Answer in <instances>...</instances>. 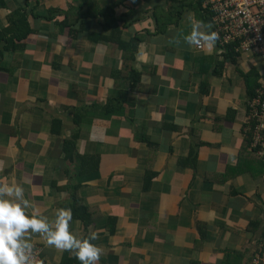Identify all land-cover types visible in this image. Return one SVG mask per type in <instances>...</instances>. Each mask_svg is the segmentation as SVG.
I'll use <instances>...</instances> for the list:
<instances>
[{
    "label": "crops",
    "instance_id": "1",
    "mask_svg": "<svg viewBox=\"0 0 264 264\" xmlns=\"http://www.w3.org/2000/svg\"><path fill=\"white\" fill-rule=\"evenodd\" d=\"M180 1L0 0V184L49 222L77 191L90 217L71 210L69 231L96 233V264H264V159L244 132L245 76L260 82L264 63L189 46L196 21L211 27ZM136 37L133 84L117 41ZM25 239L73 264L43 234Z\"/></svg>",
    "mask_w": 264,
    "mask_h": 264
},
{
    "label": "clouds",
    "instance_id": "2",
    "mask_svg": "<svg viewBox=\"0 0 264 264\" xmlns=\"http://www.w3.org/2000/svg\"><path fill=\"white\" fill-rule=\"evenodd\" d=\"M202 24L196 21L190 33L183 37L189 46L212 49L215 32L200 31ZM210 28V25H203ZM23 188L16 184H0V264H32L33 246L25 239L26 234H43L48 245L74 254L80 264H96L101 249L90 243L97 238L92 233L76 238L69 231L71 209H58L53 221L26 214L29 201L23 198Z\"/></svg>",
    "mask_w": 264,
    "mask_h": 264
},
{
    "label": "built area",
    "instance_id": "3",
    "mask_svg": "<svg viewBox=\"0 0 264 264\" xmlns=\"http://www.w3.org/2000/svg\"><path fill=\"white\" fill-rule=\"evenodd\" d=\"M202 7L216 33L219 55L233 52L235 57H260L264 62V0H203ZM196 48L201 51L203 45ZM247 104L245 136L264 159V74ZM33 257L32 264H46L39 246L33 247ZM255 264H260L258 259Z\"/></svg>",
    "mask_w": 264,
    "mask_h": 264
},
{
    "label": "trees",
    "instance_id": "4",
    "mask_svg": "<svg viewBox=\"0 0 264 264\" xmlns=\"http://www.w3.org/2000/svg\"><path fill=\"white\" fill-rule=\"evenodd\" d=\"M180 3H181V5H186V6L193 7L194 0H182V1H180ZM197 4H198L197 6H199L201 4V7H202L203 0H198ZM53 11H55V10H53ZM55 12H59V11H55ZM109 14H110V17L112 18L113 14H112L111 10L109 11ZM20 21H21V19H20ZM22 23H23L24 26H21L19 28L20 22H18V28H19L18 34H19V37H21V38L24 37L25 38L28 34H30L32 32V30H30V28H29L28 19H27L26 16H24V20L22 21ZM117 28H118L117 25L113 24L112 20H110L108 18V23H106L104 25V29L105 30H109V29L111 30L112 29V31L114 32ZM21 32H23V33L21 34ZM16 33H17V31H16ZM100 37H103V36L102 35L101 36H94L92 38L97 39V38H100ZM103 38L104 39H107V38L113 39V38H110V37H103ZM140 40H141L140 38L136 37V38H133L128 43L122 42L120 40L117 41V43L122 48V50H124V52H126L125 53V56H126L125 57V61H127L128 70H130V76H131L130 79L133 82V84L136 83L135 81L137 80L138 74L135 72V70L132 68V66H133V63L136 61L135 60V54L137 52V44H138V42ZM225 58L235 59V54H233V52H231L228 55H225ZM258 58H260V57H258ZM128 70H126L127 73H129ZM262 77H263V75H262ZM245 79L247 81L248 91L250 93L249 96H252L253 93L255 92L256 88L259 86V76L257 74L246 75ZM251 81H252V83H251ZM127 94H128V92H125V95H126V100L125 101L129 102L130 100L127 97ZM121 96L125 97L124 94L121 95ZM130 104H132L131 101H130ZM111 113H118V111L111 112ZM75 122H76V124H80L79 118L77 120H75ZM54 124H55V122H54ZM77 137H78V135L74 134L70 140H66L64 142V151H65V153H67L69 151V148L73 149V146H74V144H75V142L77 140ZM245 141L247 142L246 145L249 147V140L246 139ZM191 155L193 156V152L191 153ZM66 156H67V154H66ZM82 207L84 209L83 202L80 200L79 196L77 195V191H75V193L73 194V197H72L71 210L72 211L74 210V212H75L76 216H78V218L83 219V221L85 222V225L87 227L88 226L87 223H88V220H89L90 216H87L86 213L84 215L81 213V211L83 210ZM90 243L93 244V240H91ZM71 260H72L73 264H80V262L76 259V257L71 259Z\"/></svg>",
    "mask_w": 264,
    "mask_h": 264
},
{
    "label": "rangeland",
    "instance_id": "5",
    "mask_svg": "<svg viewBox=\"0 0 264 264\" xmlns=\"http://www.w3.org/2000/svg\"><path fill=\"white\" fill-rule=\"evenodd\" d=\"M228 54H229V53H226V54H224V56H225V55H228Z\"/></svg>",
    "mask_w": 264,
    "mask_h": 264
}]
</instances>
